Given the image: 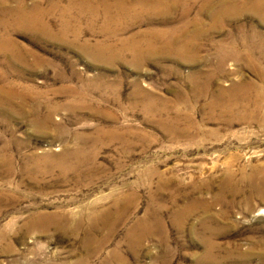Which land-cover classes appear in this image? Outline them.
Wrapping results in <instances>:
<instances>
[{"label":"rangeland","instance_id":"1","mask_svg":"<svg viewBox=\"0 0 264 264\" xmlns=\"http://www.w3.org/2000/svg\"><path fill=\"white\" fill-rule=\"evenodd\" d=\"M54 1L0 0V264H264V16L216 0L237 8L215 29L189 1L112 36ZM38 6L41 30L18 20ZM188 20L207 32L193 60L97 55ZM245 101L253 120L224 110ZM56 212L63 227L31 225Z\"/></svg>","mask_w":264,"mask_h":264},{"label":"bare ground","instance_id":"2","mask_svg":"<svg viewBox=\"0 0 264 264\" xmlns=\"http://www.w3.org/2000/svg\"><path fill=\"white\" fill-rule=\"evenodd\" d=\"M70 1L76 2L75 4L77 5L78 8L73 7V6H75L74 3H73L74 5L72 7H70V6L69 7L71 9L70 11H72V9H75V10L78 9L77 10V11H79L78 17H81L82 15L88 14L91 16V18H97V17L101 16L102 12H103V15L108 20V23H106L105 27H103V32H105L106 34L108 33L109 35L110 34L111 35L116 34V33L120 32L121 30L126 31L129 28V26H128L129 23L124 26L123 23L120 24V23H113L112 22L113 20H119L120 18H124V17L133 18V19L136 17L139 18L140 16L173 17V14L177 10V8L180 7V13L178 14L180 16V18L181 19H184V18L188 19L190 17L192 7H193L191 5V3H189V1H192L194 3V5L197 2V0H134L132 2H127L126 0H113L114 1L113 4L111 2L109 4L107 0H103V2H102L103 4L101 6L103 11H100V5L99 4L94 5L93 3H90L88 0H81V2H79V0H70ZM53 2H55V1L53 0ZM67 2H69V1H67ZM215 2H216V0H203V2L200 1L198 12H199V14L209 13L210 15H212L211 18H213V27H215V29H216V27H219V25H222V23L224 22L223 20L226 18L227 15L229 16L231 13L235 12L234 10L237 7H235V5H233L232 7H229V6L226 7V5H222L220 7V6H217ZM240 2L242 3V5H239V6H243V7L247 6L249 3H253L254 10L256 12L261 13L264 16V0H240ZM99 3H101V2H99ZM57 8L59 9V7L56 4H54L52 6L53 10H56ZM44 9H48V8H44ZM42 10H41V8H39V6L35 7L33 10H28V9L26 10V8L24 7L22 9L17 10L16 16L18 15L17 18L20 22L21 21L22 22H28V25L31 26V28H35V30L36 29L41 30V27H40V23L42 22L41 19H43L45 17V15L47 14V13H44ZM138 10H140V11H138ZM67 12L68 11H64V13H63L64 16L65 15L67 16ZM48 14H50V13H48ZM73 15H75V14H73ZM70 17H73V16H70ZM70 17L69 18L65 17V18H67L68 21L65 19L66 22H64V24H63L64 26L62 25L63 26L62 32L64 33V36L67 35L68 33L74 32L76 34V36L79 37L81 35L82 29L80 28L81 30L80 29L74 30L72 22L69 21ZM19 21H18V23H19ZM44 22H46V21H44ZM78 22H79V20H78ZM191 23H192V21L188 20L187 22H185V24H183L182 27L178 26L179 29L175 28L178 30L173 31L172 34L170 33L171 36H169V37H164L166 35L167 31H166V33L143 32L141 35L135 34L130 38L128 37V39H125L123 41L121 40L122 46L120 48L115 46L114 44L113 45L107 44L102 49V52L98 51L99 54H97V55H100V53L103 54V53L108 52V53H110L109 56L111 55V57H113L114 55L115 56L118 55L119 51H121V52L130 51V53L133 54V59L135 62H139V61L145 60L146 58H150V57H153L155 55H161V54H172V55H176L179 57H188V59H190V60L192 58V60H193L195 58V54H197V53H195V52H197V50H196L197 41L201 37H203L207 32H205V29H203L202 25L197 24L195 22L193 24H195L196 29L193 31H190L189 26ZM42 24L44 25V23H42ZM27 26H25V27H27ZM48 26H50V25H48ZM47 29H48V27H47ZM45 31H46V29H45ZM53 35H55V34H53ZM139 36L140 37L144 36V37L140 38ZM163 37L166 39L164 40V43L163 42L160 43L161 39H164ZM63 38H65V37H63ZM4 40H6V39H4ZM8 40H10V38ZM82 43H85V42H82ZM7 44H5V46ZM11 44H12V41H11ZM87 44L83 48L86 47L87 49H89L90 44H88V45ZM2 46H4V43ZM80 47H81V45H80ZM97 50H98V48H97ZM98 52H96V53H98ZM97 55L95 57H97ZM106 57H108V56H106ZM253 101H255V100H253ZM233 103L235 106H233V105L229 106L228 103H227L228 106L225 104L224 110L225 111L227 110L228 112H235L236 110L238 111V108H239L238 106H240L243 110H247V111L252 110L253 112H251V114H249V115H251L249 117L250 120L255 119L256 113L257 112L259 113L260 109H262L256 102L253 105L252 104L250 105V103L248 101H245L242 104L240 102H239L240 104L236 103V102H233ZM237 104H239V105H237ZM69 154H72V153H69ZM70 167L72 168V166H70ZM76 169H77V167H76ZM33 220H35V221L32 222ZM60 221L63 222V215L56 212V213L40 214L36 218H33L30 222H32L31 225L35 224L36 226L39 223L38 225H41V227L43 228V231H47V229L52 228V226H54L58 229L61 228L62 225H61ZM78 226H79V223H78Z\"/></svg>","mask_w":264,"mask_h":264}]
</instances>
